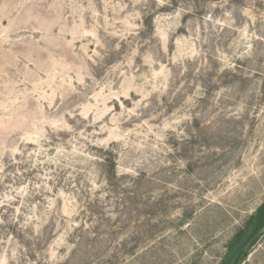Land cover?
I'll use <instances>...</instances> for the list:
<instances>
[{"label":"rangeland","instance_id":"1","mask_svg":"<svg viewBox=\"0 0 264 264\" xmlns=\"http://www.w3.org/2000/svg\"><path fill=\"white\" fill-rule=\"evenodd\" d=\"M176 1L0 0V264H221L264 201V0Z\"/></svg>","mask_w":264,"mask_h":264},{"label":"trees","instance_id":"2","mask_svg":"<svg viewBox=\"0 0 264 264\" xmlns=\"http://www.w3.org/2000/svg\"><path fill=\"white\" fill-rule=\"evenodd\" d=\"M171 6H177V1L173 0ZM108 163L114 167V162L109 161ZM263 230L264 201L231 238L221 264H243L246 262L251 253V249L255 246Z\"/></svg>","mask_w":264,"mask_h":264}]
</instances>
